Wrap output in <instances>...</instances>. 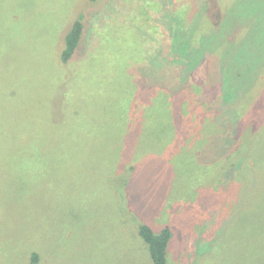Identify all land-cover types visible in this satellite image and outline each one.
<instances>
[{"label": "rangeland", "instance_id": "374dc122", "mask_svg": "<svg viewBox=\"0 0 264 264\" xmlns=\"http://www.w3.org/2000/svg\"><path fill=\"white\" fill-rule=\"evenodd\" d=\"M226 2V19L233 18L228 23L234 34L231 50H241L234 63L241 76L233 87L241 102L249 101L250 127L242 128L243 144L232 159L236 168L222 173L223 187L215 180L211 190H198L183 208L175 200L174 208L155 188V199L146 205L143 195L154 182L155 171H149L154 162L142 166L141 177L121 190L114 175L125 170L127 156L112 161L100 148L96 157L37 158L36 145L55 148L84 135L64 117L81 111L84 95L89 96L80 84L87 72L78 67L80 73L66 81L55 62L83 0H0V264H32L33 254L39 257L36 264H152L133 224L138 216L155 230L171 227L170 264H264V0ZM111 3L99 0V8H105L100 14L110 20L115 16ZM135 5L130 1L126 10L132 13ZM116 23L124 35L120 44L129 51L126 57L137 56V44L131 52L134 29ZM86 28L88 42L102 31L98 22ZM100 47L97 42L88 46L89 61L96 65L108 61L97 53ZM110 68L113 73L112 63ZM87 74L98 83L97 74ZM68 82L72 92L66 93ZM115 129L108 126V138L100 139L111 150L123 140ZM174 148L168 152L172 158L181 146ZM184 182L201 185L194 177Z\"/></svg>", "mask_w": 264, "mask_h": 264}, {"label": "trees", "instance_id": "16d2710c", "mask_svg": "<svg viewBox=\"0 0 264 264\" xmlns=\"http://www.w3.org/2000/svg\"><path fill=\"white\" fill-rule=\"evenodd\" d=\"M130 1L136 4L132 13L126 10ZM226 3V0H127L122 5L120 0H113L109 6L115 16L110 20L100 14L105 8H99V0H83V8L73 17L54 57L66 81L73 80L69 77L72 74L80 73L78 67L98 75L97 84L91 74L82 76L84 81L80 84L89 96L84 95L81 111L66 113L64 117L72 126L79 125L84 135L77 137L76 142L61 143L56 149L36 145L32 151L37 158L40 154L44 160L48 159L45 155L75 158L86 153L96 157L97 150L106 148L112 161L122 156L128 158L125 170L114 175L121 190L135 177H141L142 166L154 162L157 169L152 166L149 170L155 171L151 173L156 174L154 182L148 185L147 197L143 195L147 206L155 199L156 190L164 191L163 199L169 198L167 204L171 207L175 208L177 201L183 208L198 190L199 194L211 190L215 180H220L223 187L224 178L220 177L226 170L236 168L233 155L243 144L240 139L244 137L243 126L247 124V129L251 122L250 113L245 112L249 101L241 102V94L233 87L234 80L241 76L234 64L240 59L241 50H231L229 42L234 34L228 30V23L233 18L226 19ZM90 21L98 22L102 31L88 42L86 25ZM116 21L134 29L136 39L132 40L131 52L134 44L140 48L137 56H132L134 63L124 53L129 52L128 48L120 44L124 35ZM105 25L112 28L105 29ZM94 42L101 44L97 53L108 61L97 65L94 60L89 61L92 55L88 46ZM110 47L115 53L112 59ZM68 84L66 93L72 92L71 83ZM113 108L115 112L110 115ZM112 124L123 139L121 146L118 140L114 150L100 140L108 138L107 128ZM177 145L181 148L172 158L168 152L172 153ZM179 160L185 166L184 171ZM247 169L251 171L249 165ZM192 177L201 185L195 187L184 182ZM120 199L123 203L124 199ZM144 218L138 216L133 224L148 246L152 264H170L174 238L171 227L155 230ZM31 260L32 264L38 263V255L33 254Z\"/></svg>", "mask_w": 264, "mask_h": 264}]
</instances>
